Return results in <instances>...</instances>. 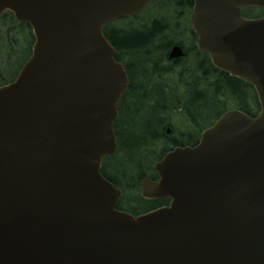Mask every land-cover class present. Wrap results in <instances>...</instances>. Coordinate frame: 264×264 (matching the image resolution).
<instances>
[{
  "label": "water",
  "instance_id": "95a60500",
  "mask_svg": "<svg viewBox=\"0 0 264 264\" xmlns=\"http://www.w3.org/2000/svg\"><path fill=\"white\" fill-rule=\"evenodd\" d=\"M149 1L0 0L34 36L0 87V264H264V16H241L264 0H193L190 14L198 50L252 86L258 115L224 113L155 165L141 195L168 206L115 208L100 164L128 78L102 28Z\"/></svg>",
  "mask_w": 264,
  "mask_h": 264
},
{
  "label": "trees",
  "instance_id": "16d2710c",
  "mask_svg": "<svg viewBox=\"0 0 264 264\" xmlns=\"http://www.w3.org/2000/svg\"><path fill=\"white\" fill-rule=\"evenodd\" d=\"M165 2L167 6L158 7L157 12L167 10L170 17L153 18L147 23L140 21L138 28L133 25L118 29L110 25L103 30L115 49L116 60L126 70L129 85L118 104L114 123L117 149L113 156L103 159L101 172L122 191L117 208L133 215L149 212L164 203L143 201L139 183L154 175V163L165 153L175 147L196 145L200 133L228 110H240L250 117L259 112L251 86L216 70L207 55L198 52L196 36L187 21L192 0ZM263 13L258 8L242 10L243 17L249 19L259 18ZM0 26L6 37L4 43L0 38V56L7 55L9 61V56L19 55L11 37L16 39L13 45L18 37L27 44L19 68L30 53L29 26L16 22L8 12L1 17ZM6 43L9 50L5 51ZM174 45L182 48L183 58L168 59ZM186 54L191 56V62L184 63ZM206 113L209 118L205 117ZM175 120L178 126L173 124Z\"/></svg>",
  "mask_w": 264,
  "mask_h": 264
},
{
  "label": "rangeland",
  "instance_id": "374dc122",
  "mask_svg": "<svg viewBox=\"0 0 264 264\" xmlns=\"http://www.w3.org/2000/svg\"><path fill=\"white\" fill-rule=\"evenodd\" d=\"M162 3V5H161ZM160 6H163V7H166L167 6V3L165 2V0H158L156 1L154 4H152L150 6V8L148 7L146 9V11L148 10V12H146L144 15H143V12L138 16L137 19L135 20H131V21H127L125 23H121V24H116L115 26L118 28V29H121L122 26L123 28H129L131 26L135 27V28H138L139 25H137L138 22L140 21H143L144 23L146 22H150L153 18L155 19H161L162 16H167V17H170L171 14H166V11L167 10H164V11H158V7ZM153 12V13H152ZM172 18V17H171ZM142 19V20H141ZM181 24H179L180 26ZM2 27V26H0ZM180 27H183V26H180ZM4 28V26H3ZM0 38L3 40V43L4 41L6 40V37H5V34H4V29L0 28ZM11 40H12V46H17L16 49H17V52H19V55H17L16 58H12V56H9V61L7 60V55H4V54H1L0 56V78L3 77V83L6 82L8 79H10V77L14 76L16 70L18 69V66L20 64V62L22 61L23 59V53H24V49L27 47V44L25 46L24 44V40L23 38L20 39V37H18L17 39V44L16 45H13V42L16 41V39L13 37H11ZM1 42V40H0ZM6 42V41H5ZM186 44H189V42L187 41ZM4 50H9L8 46H7V43L6 45L4 46ZM185 52H186V48H185ZM188 62H191V56H188L186 54L185 56V60H184V63H188ZM188 67V66H187ZM206 118H209V114L206 113L205 115ZM172 123V122H171ZM178 122L175 120V122H173L174 125H177Z\"/></svg>",
  "mask_w": 264,
  "mask_h": 264
},
{
  "label": "flooded vegetation",
  "instance_id": "af4514ba",
  "mask_svg": "<svg viewBox=\"0 0 264 264\" xmlns=\"http://www.w3.org/2000/svg\"><path fill=\"white\" fill-rule=\"evenodd\" d=\"M147 202H151V201H147ZM152 202H154V201H152Z\"/></svg>",
  "mask_w": 264,
  "mask_h": 264
},
{
  "label": "bare ground",
  "instance_id": "6f19581e",
  "mask_svg": "<svg viewBox=\"0 0 264 264\" xmlns=\"http://www.w3.org/2000/svg\"><path fill=\"white\" fill-rule=\"evenodd\" d=\"M118 20V19H117Z\"/></svg>",
  "mask_w": 264,
  "mask_h": 264
}]
</instances>
